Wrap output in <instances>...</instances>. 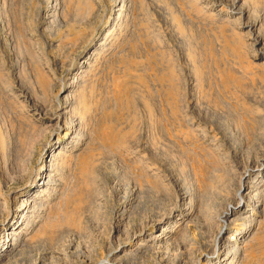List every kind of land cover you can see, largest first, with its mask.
I'll use <instances>...</instances> for the list:
<instances>
[{
  "label": "rangeland",
  "instance_id": "obj_1",
  "mask_svg": "<svg viewBox=\"0 0 264 264\" xmlns=\"http://www.w3.org/2000/svg\"><path fill=\"white\" fill-rule=\"evenodd\" d=\"M0 264H264V0H0Z\"/></svg>",
  "mask_w": 264,
  "mask_h": 264
},
{
  "label": "bare ground",
  "instance_id": "obj_2",
  "mask_svg": "<svg viewBox=\"0 0 264 264\" xmlns=\"http://www.w3.org/2000/svg\"><path fill=\"white\" fill-rule=\"evenodd\" d=\"M71 122V121H70ZM47 183H48V175H45L42 179H40V182H39V184L36 186V189L38 188V189H44V188H46L47 187ZM25 196V195H24ZM28 196H30V195H28ZM33 196V195H32ZM29 198V197H28ZM35 198H37V197H35ZM38 199V198H37ZM31 200V199H30ZM34 201V200H33ZM33 201H32V203H33ZM28 203V201L27 200H25V202L22 204V206L20 205L17 209H16V213L18 212V213H20V215H19V217L21 218V214H22V211H23V209H26L25 207V205L24 204H27ZM23 205L25 206L24 208H23ZM29 209V208H28ZM23 213H24V211H23ZM231 215V214H230ZM20 223H22V221L21 222H18V221H16L15 222V224L14 225H12L13 227L10 229V230H14V229H16L15 227H18L19 226V224ZM6 244V243H5ZM3 248H4V246H3ZM6 248V247H5Z\"/></svg>",
  "mask_w": 264,
  "mask_h": 264
}]
</instances>
